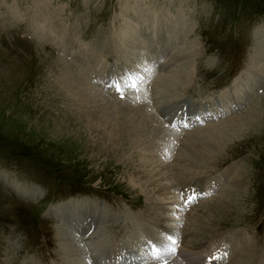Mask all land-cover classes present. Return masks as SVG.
<instances>
[{
    "label": "rangeland",
    "instance_id": "1",
    "mask_svg": "<svg viewBox=\"0 0 264 264\" xmlns=\"http://www.w3.org/2000/svg\"><path fill=\"white\" fill-rule=\"evenodd\" d=\"M263 33L264 0H0V264L78 263L77 254L64 241L65 233L76 235L84 255L81 264H131L134 259L141 263L142 256L154 264L147 255L151 248L147 242H160L161 232L167 230L147 212L162 215L161 223L181 244L170 255V264H178L179 258L192 264L193 254H202L197 261L204 264L210 254L220 251L222 256L216 257L221 264H242L250 249H264V92L258 89L255 94L247 88L250 92L243 94L245 85L241 90L232 88L239 77L245 81L246 69V74H257L255 42ZM131 41L137 46L127 47ZM164 42L168 46L162 51ZM183 48L191 51L185 67L181 58H175L177 65H163ZM142 67L150 71L143 73L138 92L158 97L163 129L181 136L175 144L174 138L159 133L155 137L163 139L161 145L155 140L161 149L155 141L148 142L140 153L133 141L120 139L128 134L120 127L128 113H140L125 109L141 97L132 98L139 93L128 89L121 99L106 85ZM170 76L185 86L173 93V99L187 100L199 114L197 121L192 123L194 114L187 115L185 106L159 108ZM80 81L108 100L115 128L105 130V141H95L89 123L66 108L73 90H65V84L84 98ZM225 90H237L242 102L231 107L230 97L228 109L212 111L211 116L199 110L210 103L218 105ZM250 119L252 127L251 121L245 125ZM213 130L216 134L207 145L196 144L200 156L207 149L215 154L205 157L206 166L199 169L203 157L197 158L188 143L199 132L207 135ZM149 147L157 155L145 159ZM143 164L162 165L165 178L169 177L164 182L172 188L147 198L133 179ZM193 185L200 186L204 195L185 204L181 188L186 191ZM229 188L237 191L230 190V195ZM219 198L223 207L211 211ZM80 207L89 212L91 221L85 220L84 229L77 232L61 215ZM98 208L106 212L101 224ZM258 254L246 263L264 264Z\"/></svg>",
    "mask_w": 264,
    "mask_h": 264
},
{
    "label": "bare ground",
    "instance_id": "2",
    "mask_svg": "<svg viewBox=\"0 0 264 264\" xmlns=\"http://www.w3.org/2000/svg\"><path fill=\"white\" fill-rule=\"evenodd\" d=\"M38 15H40L39 14V12L37 13ZM37 14H35V19H36V17H38L37 16ZM31 17H33V16H31ZM45 17L46 18H48V16L47 15H45ZM33 19V18H32ZM42 19H45L44 17H42ZM40 20H41V18H40ZM33 21H34V19H33ZM36 21V20H35ZM257 41V40H256ZM115 42V41H114ZM132 43L130 44H126V46L127 47H136L137 45H135V42L134 41H131ZM113 43V42H112ZM167 43V42H166ZM165 42L162 44V51L165 49V46H168V44H166ZM114 44V43H113ZM255 44H256V48H258V49H256V53H257V55L255 56L257 59H258V62H256L255 63V65H256V67L258 66V70H256L257 72V74H255V75H252V73L251 74H246L247 73V71H248V69H246L245 70V77H244V79H245V81L244 80H242L241 79V81H240V78L241 77H243V76H241V77H239L238 78V81L237 82H235V83H233V86H232V88H234V87H237V89H240L241 90V88H242V86L243 85H245V88H246V90H244L245 91V93H243V94H247V93H249L250 91H249V89H247V88H250L251 90H253L254 91V93H255V91H256V93H258V91L259 90H261V92H264V79L262 80V78H260V76L262 77L263 76V78H264V68H262L261 66H260V64L262 63V65L264 64V33L262 34V36L260 37L259 36V39H258V41L257 42H255ZM116 45H119L118 43H116ZM121 45H124V44H121ZM124 49H126V47H125V45H124V47H123ZM191 55V51L189 50V49H186V48H183V49H180V50H177L176 52H174V53H172V55H171V59H174L173 61H171V59H168L169 61H167V62H165V64H163L165 67H168V66H171V65H177L176 64V62H177V60H175V58H181V60L180 61H183L182 62V64H183V67H185V64H186V62H185V60L189 57ZM139 60H140V58H138ZM252 59H254V58H252ZM95 61H96V59H95ZM259 61H260V63H259ZM259 65H258V64ZM180 65V64H179ZM254 65V64H253ZM175 67V66H174ZM188 71V70H187ZM132 72V71H131ZM135 72H137V71H135ZM185 72V71H184ZM253 72V71H252ZM129 73V72H128ZM175 73V72H174ZM249 73V72H248ZM186 74V73H185ZM184 76V75H183ZM176 77V76H175ZM188 77V76H187ZM250 77H252V78H250ZM166 79H169V80H171V84L168 86V84H167V86L166 87H164V89L162 88V91H161V94H162V96L164 97V100L160 103V105H159V108L161 107V106H163L164 108H165V111L166 110H168V108H170V109H174L176 106H178L177 108H179V107H183V106H185V108H183V111H185L186 113H187V115L190 113L191 115H193V118L191 119V121H192V123L194 122V121H197L198 119H199V117L197 118L196 116L197 115H199L198 114V112L196 111V110H194V109H191V107H190V103L186 100V103H181L182 102V100L183 99H179V98H175V99H173V93L174 92H176V93H178V91H180L181 89H183L185 86H182L181 85V83H179V82H181V81H179V82H175L174 81V77H171L170 76V78H166ZM182 79V78H181ZM187 78H186V75H185V78H184V80H186ZM173 80V81H172ZM185 82V81H184ZM60 83H62L61 81H60ZM80 83H82L81 81H80ZM79 83V84H80ZM238 83H241V84H239V85H237ZM64 84V83H63ZM182 84H183V82H182ZM82 85H84V87L83 86H81V90L82 91H84L86 94H84V93H82V95H84V98H82L81 97V94L80 95H78L79 97H77L76 95H77V92H75L74 91V89H72L71 88V85L70 84H65V90H73L72 92V97H70V99H69V101H68V104H67V106H66V108H68V110H71V111H73V112H75L77 115H78V117H80V119H81V121L83 120V122H87V123H89V125H87L89 128H90V131H91V133H92V135H93V138H94V140L95 141H98V142H102V141H105V139L103 138V137H105L106 135H104V134H107V130L106 129H109V132H111V129H114L115 127L112 125V123L111 122H113V116L111 115V110L109 111V108H108V100H106L105 99V96H103V94L101 95V94H99V93H97V92H93L92 91V89H90L89 87H86L85 86V84H83L82 83ZM165 85V84H164ZM263 87L262 89H260V87ZM82 87H83V89H82ZM160 87V86H159ZM187 87V86H186ZM244 87V86H243ZM77 88V87H76ZM161 88V87H160ZM231 89V88H230ZM259 89V90H258ZM159 90H161V89H159ZM63 91V90H62ZM77 91V90H76ZM230 91V90H229ZM61 92V91H60ZM160 92V91H159ZM181 92V91H180ZM236 93H229L228 92V90H225V92L223 93V97H221L220 99H219V104H221L222 106H220L219 104L218 105H216L215 103H210L209 104V106L208 105H203L202 107H200V109L199 110H205L204 112H206V113H208L207 115H206V113L204 114V115H206V116H211L212 114V111H214L215 113L217 112V111H220V110H226V109H228V103H226V102H228V100H229V98L230 97H233L232 98V100H230L229 101V103L231 104V107H237L241 102H242V99H240L239 100V98H238V92H237V90L235 91ZM139 93V94H138ZM138 93H136V94H138L137 96L136 95H132L131 97L132 98H138V97H141L140 99L138 98V100L137 99H135V101L136 102H138V103H135V102H129L130 103V105L132 106V107H130V106H127V107H129V108H126L125 109V111H128V112H130V109L131 108H133V111L136 109V112H140L138 115H141V117L139 116L138 117V115L137 116H134L135 114V111L133 112V114L134 115H131L130 113H128L129 115L128 116H125V120L123 119V121L121 122V124L123 125V126H121L120 128H122L124 131L125 130H127L128 131V134H123L122 135V133H119L120 135H122L121 136V138L120 139H129V143H131L132 141H133V143H134V148L135 147H137L138 149H140L139 151H140V153H141V151H142V148H143V146L144 147H146L145 145L148 143V142H154L155 141V144L154 145H156V144H158L157 142L159 141V143H160V145H161V141L163 140H159L157 137H155V135H157V134H159V133H162V135H163V133H166V131L163 129V124L161 123V121H160V119H159V117L157 116L158 114H159V110H157L158 108L156 107V106H158L157 105V101H156V98L158 99V97H156V98H153L152 97V94H150V92H141L140 93V91L138 92ZM158 93V92H157ZM241 93V92H240ZM255 93V94H256ZM156 95H159V94H156ZM181 95V94H180ZM154 96V95H153ZM81 97V98H80ZM155 97V96H154ZM159 97H161V96H159ZM245 97V96H244ZM131 98V99H132ZM161 100V99H160ZM216 100V99H215ZM214 101V100H213ZM64 102V101H63ZM217 102V101H216ZM110 103V102H109ZM159 103V102H158ZM200 103V102H199ZM203 103H205L206 104V102H203ZM233 103H234V105H233ZM208 104V103H207ZM237 104V105H236ZM224 105H227V106H224ZM173 106V107H172ZM213 106H216V108H213ZM150 107V108H149ZM212 107V108H211ZM115 108V107H114ZM112 109V108H111ZM149 109V111L151 110V112H147L146 113V111ZM176 109V108H175ZM67 110V109H66ZM112 110H114V109H112ZM122 110V109H121ZM157 110V111H156ZM63 111V110H62ZM124 111V110H123ZM141 111H142V114H141ZM175 111V110H174ZM222 111V112H223ZM256 111V110H255ZM153 113V114H152ZM158 113V114H157ZM178 113V112H177ZM184 113V112H183ZM196 113V114H195ZM252 113V112H251ZM121 114H123L122 112H121ZM137 114V113H136ZM175 114V113H174ZM249 114V113H248ZM203 115V116H204ZM101 116V117H100ZM185 116V115H184ZM256 116H258V114L256 115ZM202 117V116H201ZM100 118H102V120H101V123L99 124V120H100ZM180 118V117H179ZM185 118V117H184ZM186 119V118H185ZM234 117L233 118H231V120H233L231 123H233L234 122ZM255 119V118H254ZM258 119V118H257ZM188 120V119H187ZM239 120V119H238ZM249 121H251V124H250V122ZM170 122V121H169ZM188 122V121H187ZM253 122H254V120L253 119H250V120H247V122H245V125L247 124V123H249L250 124V127H252L254 124H253ZM230 123V124H231ZM244 123V122H243ZM243 123H241V124H243ZM257 123V122H256ZM184 124V123H183ZM240 124V123H239ZM238 124V125H239ZM241 124H240V126H241ZM87 126H85V127H87ZM119 126V125H118ZM218 127V126H217ZM120 128H118V129H120ZM157 128V129H156ZM199 129V128H198ZM197 129V130H198ZM248 129V128H247ZM106 130V131H105ZM219 130H220V128H219ZM149 131H153V134H154V136H153V134L151 133V136H147V140L145 139V135L147 134V133H149ZM155 131V132H154ZM200 131V130H199ZM203 131V130H202ZM202 131L201 132H199V134L197 135L196 133H197V131H196V133H194V134H196V135H194V137L192 136L193 135V133H192V135H191V133H190V135L192 136V138L190 139V141H189V143L188 144H191L192 145V148L191 147H189L188 146V148H190V150H191V152H194V153H196V154H198V156L199 157H197V158H200V157H203V161H201V162H199V163H202L201 165H198L197 167L200 169V168H203L204 166H206V165H204L205 164V162L204 161H206L207 159V157L208 158H210V157H213V155H215V154H212V152L209 150V149H207V152L205 153V152H203V155L202 156H200V148L198 149V144L199 143H206V145H207V143L209 142V141H211L212 140V137H211V135H215L216 134V130L214 131H211V133H209V134H207V135H204V133L202 134ZM119 132H121V131H119ZM193 132V131H192ZM221 132V131H220ZM124 133V132H123ZM189 133V132H188ZM187 133V134H188ZM238 133V132H237ZM166 134H168L169 136H167L168 138L170 137H172V138H174L173 139V141L174 140H176L175 141V144H176V142H180V136H181V134H180V132H167ZM218 134V133H217ZM104 135V136H103ZM115 137H116V135L115 134H113ZM118 135V134H117ZM148 135V134H147ZM186 135V134H185ZM184 135V136H185ZM189 135V136H190ZM160 136V135H159ZM158 136V137H159ZM188 136V135H187ZM189 136H188V138H189ZM222 136V135H221ZM164 137V136H163ZM224 137H225V134H224ZM226 137H228L227 135H226ZM225 137V138H226ZM155 138H157L158 139V141L156 142V140H155ZM166 138V137H165ZM164 138V139H165ZM167 138V139H168ZM186 138V137H185ZM108 139V138H107ZM110 139V138H109ZM187 139V138H186ZM227 139H229V138H227ZM170 140V139H169ZM184 140V139H183ZM226 139H224V142H223V145L225 144H227V142L225 141ZM166 141V140H165ZM165 141H163V143L165 144V143H167V142H165ZM114 142H115V140H114ZM169 142V141H168ZM185 142V141H184ZM110 143V142H109ZM172 143V142H171ZM183 143V142H182ZM187 143V142H186ZM117 144V143H116ZM163 144V145H164ZM181 144V143H180ZM184 144V143H183ZM188 144H185V145H188ZM197 144V145H196ZM153 145V144H152ZM168 145V144H167ZM171 145V144H170ZM174 145V144H173ZM184 145V146H185ZM204 145V144H203ZM212 145V144H211ZM157 146V145H156ZM155 146V147H156ZM222 146V145H221ZM158 147H159V144H158ZM205 147H207V146H205ZM212 147L213 148H215L216 149V151L218 150V147H215V146H213L212 145ZM223 147V146H222ZM181 148V147H180ZM212 148V149H213ZM146 149V148H145ZM153 149L154 148H150L149 147V150H148V152H146L145 153V159L147 158V159H150L149 158V154H151L152 155V157H153V155H157V154H155L154 152H152L153 151ZM159 149H161V147H159ZM173 149V148H172ZM183 148H181L180 150H182ZM202 149V148H201ZM211 149V150H212ZM165 150V149H164ZM184 150V149H183ZM182 150V151H183ZM187 150H189V149H186V151ZM166 151H168V149L166 150ZM166 151H164V152H166ZM170 151V150H169ZM173 151V150H172ZM214 151V150H213ZM180 152V154H181V151H179ZM218 152V151H217ZM158 153V152H157ZM168 152H166V154H167ZM202 153V152H201ZM214 153V152H213ZM164 154L165 153H163V156H162V154H160L159 153V155H161V157L160 158H165L166 157V155L164 156ZM177 156V155H176ZM179 156V155H178ZM194 157H195V155H194ZM206 157V158H205ZM202 159V158H201ZM184 160V159H183ZM182 159H181V161H183ZM193 160V159H192ZM178 161L180 162V160L178 159ZM185 161V160H184ZM187 161H188V159H187ZM191 161V160H190ZM186 162V161H185ZM189 162V161H188ZM187 162V163H188ZM210 162V161H209ZM208 162V163H209ZM140 163H145V160L143 161L142 159H140ZM160 164V163H159ZM186 164V163H185ZM197 164V163H196ZM207 164V163H206ZM180 165V164H179ZM183 165V164H182ZM151 165L150 164H143L142 165V168H138L137 169V171H136V173H134V175H133V179L137 182V184L139 185V186H141L142 187V189H143V191L146 193V195H147V198H153L152 196L155 194V193H162L165 189L167 190V189H169V188H172V186H170L169 187V185H168V183H165L164 181L167 179V178H169V177H167V178H165V172L166 171H161V169L162 168H164V167H162V165H158V166H154V167H150ZM187 166V165H186ZM196 166V165H195ZM158 168H160L159 170H158ZM173 169V168H172ZM191 170V169H190ZM203 170V169H202ZM184 172V171H183ZM191 172V171H190ZM167 173V172H166ZM176 173H177V171H176ZM181 173V172H180ZM195 174V173H194ZM175 176V175H174ZM238 176H239V174H238ZM236 178V177H235ZM240 178H241V176H240ZM243 178V177H242ZM239 179V178H238ZM243 179H241V181H242ZM238 181V180H237ZM171 182V181H170ZM238 183V182H237ZM236 183V184H237ZM188 186H190V185H188ZM175 187V186H174ZM186 187H187V185H186ZM235 187V186H234ZM23 188H25V186L23 187ZM194 188H196V189H194ZM241 189V188H240ZM24 190V189H23ZM28 190V189H27ZM226 190L227 189H225L224 190V192H226ZM230 190H232V191H234L232 188H229V190H227V191H229V193H230V195H231V192H230ZM29 191V190H28ZM198 191V192H197ZM235 191H237V189L235 190ZM234 191V192H235ZM25 192V191H24ZM26 193V192H25ZM203 193V190L201 189V187L200 186H198V185H193V186H191L190 188H188V189H186V191H185V195L183 196V198L185 199V200H188V198L189 197H194V196H196V195H198V194H202ZM228 193V192H227ZM234 194H236V193H234ZM204 194H202V196H203ZM229 195V196H230ZM223 196V195H222ZM228 198V197H227ZM229 199V198H228ZM225 200V199H224ZM237 201V200H236ZM75 202V201H74ZM169 202V201H168ZM220 202H223V200L221 201V198H219V199H217L216 201H215V203L214 204H212L213 205V208H212V210L211 211H213V210H215V209H218L222 204H220ZM226 204H228L227 203V199H226ZM229 202V201H228ZM235 203V202H234ZM156 204V203H155ZM231 204V203H230ZM153 205V204H152ZM211 205V204H210ZM209 205V206H210ZM211 205V206H212ZM66 206V205H65ZM88 206V205H87ZM148 206V205H147ZM151 206V205H150ZM71 207V206H70ZM223 206H221V208H222ZM230 207V206H229ZM69 208V207H68ZM167 208V207H166ZM90 210H92V211H94L95 210V208H92V209H89V211ZM148 210H150V207L148 208ZM220 210V209H219ZM218 210V211H219ZM224 210H226V209H224ZM222 211V210H221ZM60 212V211H59ZM95 212H100L101 213V219H100V224H101V222L103 223L104 222V218H106V212L105 211H101L100 210V208H98L97 209V211H95ZM159 212V211H158ZM147 214H149L150 216H152V218L153 219H155L156 220V218H157V220H156V223L155 224H158V225H160L161 226V228L163 227V229H165V230H167L166 232H164L163 230V232H161V235H163V236H165L166 234H170V228H168L167 226H164L161 222H162V218H163V216L162 215H159V214H157V213H155V212H147ZM162 214V213H161ZM218 214V213H217ZM219 215V214H218ZM90 214H89V212L85 209V208H83V207H80V208H72V209H70V210H65V211H63L62 212V215H61V217L63 218V220H64V222H66L68 225H69V227H71L73 230H75V231H77V232H79L80 230L82 231L83 229H84V221L85 220H88L89 222L91 221V218H90ZM60 217V218H61ZM166 219V218H165ZM199 219V218H198ZM202 220V219H201ZM106 221V220H105ZM164 221V220H163ZM166 222V221H165ZM200 222V221H199ZM87 223V222H86ZM106 223V222H105ZM205 223V222H204ZM208 223V222H207ZM64 224V223H63ZM201 224V223H200ZM214 224V223H213ZM85 225H87V224H85ZM166 225V224H165ZM193 225H194V223H193ZM197 225H199L198 224V222H197ZM99 226H102V225H99ZM165 227V228H164ZM167 227V228H166ZM196 227V226H195ZM195 227H193V228H195ZM198 227V226H197ZM105 228V227H104ZM208 228V227H207ZM209 228H211V226L209 227ZM86 229V228H85ZM212 229V228H211ZM79 230V231H78ZM192 230V229H191ZM196 230V229H195ZM194 230V231H195ZM197 230H199V229H197ZM169 231V232H168ZM209 231H210V229H209ZM91 232V230H89V232H88V234ZM93 233L94 232H91L89 235H90V237H92L93 236ZM188 233V232H187ZM86 234V233H85ZM194 234V233H193ZM196 234V233H195ZM197 234L199 235V233L197 232ZM64 236H65V238H64V241L68 244V246H69V250L72 252V253H76L77 254V258H78V263H75V264H81L82 263V261H83V252L81 253V251H80V248H79V243H78V241L76 240L77 239V237H75L76 235H72V234H68V233H65V234H63ZM67 235V236H66ZM101 235V234H100ZM79 236V235H78ZM81 236V235H80ZM155 236V235H154ZM174 236V235H173ZM195 236V235H194ZM201 236H203V235H201ZM101 237V236H100ZM105 237V236H104ZM196 237V236H195ZM103 238V237H102ZM190 238H192V237H190ZM204 238V237H203ZM208 238V237H207ZM105 239V238H104ZM160 239V241H161V238H159ZM196 239V238H195ZM98 240H101V238L100 239H98ZM106 240V239H105ZM192 240V239H191ZM188 241V240H187ZM194 241V240H193ZM199 241H200V237H199ZM205 241V240H204ZM196 242V241H195ZM194 242V243H195ZM198 242V241H197ZM197 242L195 243V244H197ZM101 244V243H100ZM193 244V243H192ZM201 244V243H200ZM204 244V243H203ZM66 246V245H65ZM67 246V247H68ZM197 246H198V244H197ZM196 246V247H197ZM64 247V246H63ZM62 247V248H63ZM84 247V246H83ZM195 247V246H194ZM252 248V247H251ZM121 249H123V248H121ZM125 249H127V250H132V248H125ZM258 249V248H257ZM250 249V253H247V254H249L248 255V258H249V261H248V263L253 259V256L256 254V252L257 253H259L257 256H259V257H262L263 259H264V249ZM88 250V249H87ZM220 250V249H219ZM219 250H217L216 252H218ZM240 250V249H239ZM257 250V251H256ZM114 251V248H112V250H111V253ZM238 251V250H237ZM102 253V252H101ZM101 253H99V254H101ZM144 253V255L146 254V251L145 252H143ZM222 253V251H220V252H218L217 254H215V253H212V254H210L209 255V257H211V258H209V262H207L206 260H205V262H204V264H221V260L219 259V258H217L216 256H218V257H221L220 256V254ZM75 254V255H76ZM241 254V253H240ZM101 255H103V254H101ZM106 255V254H105ZM88 256V255H87ZM201 256H202V254H201ZM200 256V254H193L192 255V258H189L190 260H194L193 262H192V264L194 263V264H199V263H201V262H198L197 261V258L199 257H201ZM237 256H238V254H237ZM76 257V256H75ZM238 257H240V255L238 256ZM87 258V257H86ZM95 260H97L98 261V259L96 258V257H93ZM167 258H170V256L169 257H167ZM237 258V257H236ZM247 258V259H248ZM90 259V258H89ZM92 259V258H91ZM131 259V258H130ZM133 259V258H132ZM131 259V260H132ZM235 259V258H234ZM247 259L246 260H244V262L242 263V264H247L246 263V261H247ZM76 260V259H75ZM148 258L146 259L145 257L143 258V256H142V262L140 263H134V262H136V260L134 259L133 260V263H131V264H142V263H144L145 262V264H147L148 263ZM202 260V259H201ZM72 261H74V260H72ZM71 261V262H72ZM118 261V258L117 259H114L113 258V262H117ZM234 261V260H233ZM112 262V260H110V262L109 263H113ZM237 262V261H236ZM169 264H170V262H168ZM177 263L178 264H189V262H187L186 261V259L185 260H183L182 258L180 259L179 258V260H177ZM71 264V263H70ZM84 264V263H83ZM118 264H123V263H118ZM203 264V263H202ZM227 264H231V262H228ZM239 264V263H238Z\"/></svg>",
    "mask_w": 264,
    "mask_h": 264
},
{
    "label": "snow or ice",
    "instance_id": "3",
    "mask_svg": "<svg viewBox=\"0 0 264 264\" xmlns=\"http://www.w3.org/2000/svg\"><path fill=\"white\" fill-rule=\"evenodd\" d=\"M146 71H150V69L142 67L137 72L123 74L110 80L106 86L114 89L116 94L120 96L121 99H124L123 93L126 90L131 89L134 92H138L140 84L143 83V73ZM186 126L187 125H185V127ZM172 127H177V125L172 124ZM191 199L192 197H189L185 203H190ZM176 243L177 240L171 234H166L162 237L160 242L148 241L147 244L151 245V248L147 252V255L151 257L154 264H168L167 257L175 254Z\"/></svg>",
    "mask_w": 264,
    "mask_h": 264
}]
</instances>
